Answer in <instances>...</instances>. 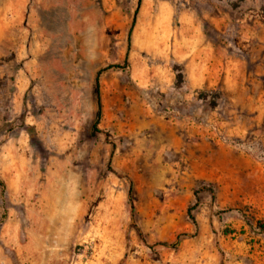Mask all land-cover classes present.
I'll list each match as a JSON object with an SVG mask.
<instances>
[{
    "label": "rangeland",
    "instance_id": "obj_1",
    "mask_svg": "<svg viewBox=\"0 0 264 264\" xmlns=\"http://www.w3.org/2000/svg\"><path fill=\"white\" fill-rule=\"evenodd\" d=\"M0 264H264V0H0Z\"/></svg>",
    "mask_w": 264,
    "mask_h": 264
},
{
    "label": "crops",
    "instance_id": "obj_2",
    "mask_svg": "<svg viewBox=\"0 0 264 264\" xmlns=\"http://www.w3.org/2000/svg\"><path fill=\"white\" fill-rule=\"evenodd\" d=\"M190 51V50H189ZM199 61H202L201 59ZM191 62L198 63V59L192 60ZM167 132L168 137V148L173 155H182L187 158L188 161L192 163V169L194 172H204L206 171L207 176L215 177L219 174L220 167L218 162L219 151L214 150L202 141H189L188 137L194 136L196 133V127L193 124H189L187 118L177 119L172 117L168 120L163 129ZM185 150V152H183ZM179 156V155H178ZM228 163L227 167H224V172L226 175L230 176L232 179V173L235 168V162L231 161L229 158L224 163ZM231 183V188L234 189L235 183Z\"/></svg>",
    "mask_w": 264,
    "mask_h": 264
},
{
    "label": "trees",
    "instance_id": "obj_3",
    "mask_svg": "<svg viewBox=\"0 0 264 264\" xmlns=\"http://www.w3.org/2000/svg\"><path fill=\"white\" fill-rule=\"evenodd\" d=\"M99 77H100V72L97 73L95 80H94V92H95V98H96V102H97V119L92 126L93 132H96L98 130L97 126H98L99 121H100L101 116H102V101H101ZM133 216L134 215H132V217Z\"/></svg>",
    "mask_w": 264,
    "mask_h": 264
}]
</instances>
